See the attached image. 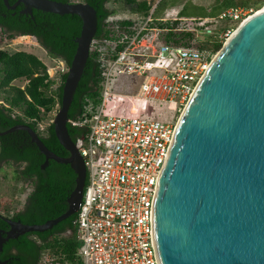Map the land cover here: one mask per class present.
Segmentation results:
<instances>
[{"label":"water","instance_id":"obj_1","mask_svg":"<svg viewBox=\"0 0 264 264\" xmlns=\"http://www.w3.org/2000/svg\"><path fill=\"white\" fill-rule=\"evenodd\" d=\"M18 4L24 14L34 9L81 20L52 120L56 140L68 155L53 154L27 125L0 136L25 131L44 157L42 169L49 160L69 165L75 180L67 209L56 218L33 225L2 218L9 228L0 230V251L9 239L50 230L77 212L85 169L67 132V112L97 28L96 12L85 2ZM153 235L160 264H264V3L225 40L177 119L158 180Z\"/></svg>","mask_w":264,"mask_h":264},{"label":"built area","instance_id":"obj_2","mask_svg":"<svg viewBox=\"0 0 264 264\" xmlns=\"http://www.w3.org/2000/svg\"><path fill=\"white\" fill-rule=\"evenodd\" d=\"M154 7L129 34L108 42L92 39L90 51L96 52L102 63L99 94L81 116L67 119L72 127L86 128L74 142L85 169L73 221L78 242L74 259L79 264H160L153 206L175 124L160 121L156 108L159 104L173 112L184 108L214 54L193 41L185 46L162 41L146 49L140 39L154 29L148 27ZM244 14L231 7L217 17L241 22L249 16ZM187 20L195 21L179 19V23ZM201 26L186 29L176 24L160 30L197 31L218 39L224 35L225 40L232 33L214 34L200 30ZM120 80L124 83L119 84ZM49 116L37 123L40 133L52 123ZM38 264L62 263L43 253Z\"/></svg>","mask_w":264,"mask_h":264},{"label":"trees","instance_id":"obj_3","mask_svg":"<svg viewBox=\"0 0 264 264\" xmlns=\"http://www.w3.org/2000/svg\"><path fill=\"white\" fill-rule=\"evenodd\" d=\"M13 1L7 0V3L11 4ZM53 1L69 2V0ZM122 1L130 10L141 11L143 15L141 22L149 13V7L145 3L137 4V0ZM82 2L93 7L96 12L95 38L99 37L106 24V19L113 13L106 5L112 0H82ZM262 2L263 0H214L207 16L185 17L178 12L177 20L173 22H163L162 16H156L159 3L157 2L151 15L153 21L148 24V27L169 29L178 24L179 19H194L195 21L205 19L204 25L199 29H209L212 33L218 34L227 29L233 30L239 23L231 19H219L217 16L222 11L231 7L242 10L257 8ZM0 10L8 18L5 21L0 17V27L3 28L1 32L4 37L12 38L17 35L19 30L23 34L32 35L46 49L49 56L60 59L69 67L76 47L74 39L80 33L81 20L78 16L56 15L33 9L31 15L23 16L16 13L11 17L3 0H0ZM17 17H25L26 20L18 21ZM25 21L30 23L27 24ZM132 23L125 20L120 24L131 26ZM193 37L194 33L192 32L167 31L163 32L161 39L165 43L171 42L175 45L185 46L190 43ZM211 37L213 36L211 35ZM221 45L222 40L217 37L198 44L199 47L209 49L213 53L217 52ZM101 73L102 63L99 60V55L89 51L67 112L69 120L81 116L90 102H96ZM65 77L66 72L60 74L59 85L52 88L53 80L48 78L45 66L34 55L20 51L9 53L6 50H0V89L4 94L1 99L2 104H0V132L15 125H27L37 134L49 151L59 157H66L68 153L56 140L52 123L43 133H40L37 127L39 121L58 109ZM15 79L25 80L23 88L11 86V82ZM85 131V127H72L67 123V132L73 142ZM0 162L16 165L14 180L29 182L31 186V191L25 197L23 209L16 210L7 217L0 215V230L7 231L9 228L2 218L33 225L42 224L65 212L67 209L66 200L74 188V171L69 165L56 163L52 160H49L42 169L44 157L30 142L25 131L17 130L0 136ZM75 218L76 214H73L50 230L25 233L15 239H9L2 245L0 260L5 264H38L41 255L48 253L62 264H78L74 259L78 248L73 225ZM68 232L69 234H67Z\"/></svg>","mask_w":264,"mask_h":264},{"label":"rangeland","instance_id":"obj_4","mask_svg":"<svg viewBox=\"0 0 264 264\" xmlns=\"http://www.w3.org/2000/svg\"><path fill=\"white\" fill-rule=\"evenodd\" d=\"M69 2H82V0H69ZM158 3L156 16H162L164 19L174 18L178 12L185 17H203L208 15V11L212 8L214 0H137V4L145 3L149 7V12L152 10L156 3ZM262 4L257 8L244 9V16L251 15L263 6ZM108 9L113 13L106 19V24L102 28V33L99 37L100 40L110 41L115 38L122 36L127 33L128 30L132 31L137 29L142 23V13L141 11H132L130 8L126 7L122 0H112V2L106 4ZM133 22L131 26H123L120 23L123 21ZM205 21H181L177 24L178 27H184L186 29H193L196 26H201ZM240 23V22H239ZM237 23L235 28L239 25ZM202 27V26H201ZM154 29L147 30L140 39V43L144 44L146 49H152L157 44L161 43L163 40L161 36L163 30L153 27ZM233 28V30L235 29ZM228 30V29H227ZM226 30V31H227ZM230 29L229 31H231ZM232 30V31H233ZM223 32V34L226 33ZM212 40L211 35H205L194 31V38L190 42L201 43L206 40ZM222 45L225 42L224 35L221 36ZM221 49V48H220ZM219 49V50H220ZM0 50H6L9 53L13 52H25L27 54L34 55L40 62L45 66V72L51 80H53L52 88H56L60 83V74L67 71L68 67L58 58H53L48 55V53L41 48L36 40L31 36H14L12 38L4 37L3 33L0 31ZM217 52L213 53L214 55ZM25 80L16 79L11 82V86H16L23 88L25 85ZM124 83V80H120L119 84ZM3 91L0 89V104H2ZM57 110V109H56ZM50 113L52 118L56 113ZM183 107H179L178 111H171L166 108L165 105L159 104L156 108L157 116L160 121L170 122L176 124ZM53 120V119H52ZM17 166L11 163L0 162V215L7 217L12 212L20 210L26 195L31 191V186L29 182L26 181H16L14 180V173ZM79 264V262H77Z\"/></svg>","mask_w":264,"mask_h":264},{"label":"flooded vegetation","instance_id":"obj_5","mask_svg":"<svg viewBox=\"0 0 264 264\" xmlns=\"http://www.w3.org/2000/svg\"><path fill=\"white\" fill-rule=\"evenodd\" d=\"M15 1L16 0H14L11 4H8V6H14V8L13 9H9V8H7L6 7V5H5V8H6V10H7V12H9L10 13V16L12 17V16H15V14L16 13H19V14H22L23 16H27L28 14H24V13H22V10H23V6L21 5V4H18V5H14L15 4ZM33 10V9H32ZM32 10H31V13H32ZM31 15V14H30ZM0 17L3 19V20H7L8 18H7V16H6V14L2 11V10H0ZM10 17V18H11ZM9 18V20H11ZM13 18H15V17H13ZM12 18V19H13ZM15 20H16V18H15ZM17 20L18 21H23V20H26V18L25 17H17ZM25 23H27V24H29L30 22L29 21H25ZM3 28L2 27H0V31L2 30ZM18 33H16L17 35H15V36H31V37H33L35 40H36V38L34 37V36H32V35H29V34H23V33H21V30H19V31H17ZM36 42H37V44L41 47V48H43L45 51H46V49L42 46V45H40V43L36 40ZM47 52V51H46ZM16 80V79H15ZM14 81V80H13ZM25 202V201H24ZM23 206L24 205H22V207H21V209H23Z\"/></svg>","mask_w":264,"mask_h":264}]
</instances>
